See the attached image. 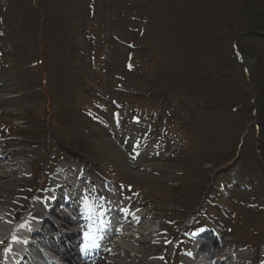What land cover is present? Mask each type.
Listing matches in <instances>:
<instances>
[{
  "label": "rangeland",
  "instance_id": "374dc122",
  "mask_svg": "<svg viewBox=\"0 0 264 264\" xmlns=\"http://www.w3.org/2000/svg\"><path fill=\"white\" fill-rule=\"evenodd\" d=\"M247 1L0 0V145L22 163L1 194L83 165L157 215L167 264L198 216L263 263L264 0Z\"/></svg>",
  "mask_w": 264,
  "mask_h": 264
},
{
  "label": "bare ground",
  "instance_id": "6f19581e",
  "mask_svg": "<svg viewBox=\"0 0 264 264\" xmlns=\"http://www.w3.org/2000/svg\"><path fill=\"white\" fill-rule=\"evenodd\" d=\"M2 99L5 98L2 97ZM9 145L11 144L0 145V191L15 174L14 172L22 169L21 162H17L15 165L13 162L15 161V157L19 156L20 153H13L12 149H8ZM14 166L16 169L12 170L11 168ZM69 168L70 167L61 168L56 174L50 176V186L45 197L34 200L32 202L31 211L27 215V222H31V220L37 221L36 223L39 229L36 231L40 236H44V246L54 252V248L57 250L62 249L61 246L64 244L65 240H68L70 243L64 245V248L68 251V254H72V251L85 243L87 238L97 241L98 239L95 238V235H97L96 233H98L97 227L99 224H97V222L103 223L108 220V231L116 237L106 239L101 244H95V248L90 250L91 253L89 252L90 257L83 256V259L81 258L80 261L88 260L85 264H167L157 256V253L160 254L157 248L162 250L169 242L168 238L162 237L160 232L162 226L158 229L154 228L157 215L155 213L150 214L149 212L143 211L145 206L140 207L141 211L134 210V206L128 203L129 201H127L125 192H119L113 196L103 198L102 194H100L97 189V187H99V181L97 182V179L94 178V180L83 181L82 184H80L79 196L83 198L86 197V200L83 199L86 203L82 208H76L69 202L67 206L70 209L67 212L65 208L60 209L61 207L59 205L61 202L65 203L63 201H66L67 194L62 195L58 191L63 187V182L66 180V178L64 179L65 171ZM147 168L146 170H148ZM132 171L134 174L133 176L139 179L151 177L147 173H140L133 169ZM24 176H27V174L25 173ZM96 190L98 192H96ZM1 193L2 192H0V248L14 230L21 228L20 225L15 229L13 226L14 224L10 222V218L12 214L16 212L15 209H19L20 206L24 205V203L15 202V200L8 195L4 197ZM52 195H56L55 198H51ZM5 204L10 208H5ZM115 205L118 206L119 210L115 209ZM34 209H36V211H34ZM86 214H89L90 218L85 217ZM56 215H62L59 225L67 228L66 233L60 235V238L56 234L51 236L47 233L48 229L50 233H55L54 230H59V226L53 224L51 221ZM218 228L219 229L214 231L221 239L217 240L215 254L213 256L212 252L209 251L201 264H256L254 260L252 261L248 253L236 246V243L223 238L224 234L227 235L224 228L219 226ZM115 232L117 234H115ZM31 245L33 249H37L35 244L32 243ZM218 245L220 246L219 248ZM198 250L202 251V246L184 249L182 245H177L175 251H178L179 255L174 259V264H197L194 258ZM38 252L41 253L40 251ZM77 254L79 253L77 252ZM32 255L33 252L26 257L27 260L25 263L29 261ZM261 264H264V262Z\"/></svg>",
  "mask_w": 264,
  "mask_h": 264
},
{
  "label": "trees",
  "instance_id": "16d2710c",
  "mask_svg": "<svg viewBox=\"0 0 264 264\" xmlns=\"http://www.w3.org/2000/svg\"><path fill=\"white\" fill-rule=\"evenodd\" d=\"M252 5V6H251ZM254 6H255V4H251V0L250 1H247L246 3L244 2V4H243V9H242V13H244L245 11H247V13H249V14H251V15H253L255 12H254V10H253V8H254ZM247 8V9H246ZM254 12V13H253ZM261 13L262 12H260L259 14L261 15ZM256 14V13H255ZM262 16V18L264 17V15L262 14L261 15ZM245 17H246V15H245ZM264 30H262L261 32H263ZM251 34H255L254 36L256 37V36H259V38L260 39H262L263 40V38L264 37H260V36H264L263 34L264 33H259L258 31H256V30H253V31H251ZM261 34V35H260Z\"/></svg>",
  "mask_w": 264,
  "mask_h": 264
}]
</instances>
